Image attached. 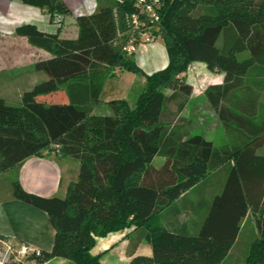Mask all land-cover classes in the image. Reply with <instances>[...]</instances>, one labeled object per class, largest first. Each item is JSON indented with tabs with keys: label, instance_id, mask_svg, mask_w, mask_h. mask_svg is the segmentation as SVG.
Masks as SVG:
<instances>
[{
	"label": "trees",
	"instance_id": "1",
	"mask_svg": "<svg viewBox=\"0 0 264 264\" xmlns=\"http://www.w3.org/2000/svg\"><path fill=\"white\" fill-rule=\"evenodd\" d=\"M57 25L53 34L26 24L17 36L50 55L33 65L47 79L24 91L16 106L0 98V174L52 145L57 155L78 163L64 198H42L11 184L14 199L46 213L54 237L50 252L5 264H43L61 258L73 264H100L92 255L96 238L131 230L128 264H220L233 246L242 221L251 214L255 233L240 264H264V0H163L159 13L165 68L145 74L115 44L132 1L78 16L75 39L59 31L68 10L59 0H21ZM223 75L204 97L219 120L227 143L215 147L201 135L188 136L181 116L192 87L185 73L194 63ZM119 69L141 75L144 84L133 106L106 103L95 114L104 80ZM64 90L65 104H44L39 96ZM168 92V93H167ZM164 158L154 168V157ZM225 168L222 190L210 202L196 234L152 223L174 201L210 174ZM146 240L151 256L134 255Z\"/></svg>",
	"mask_w": 264,
	"mask_h": 264
},
{
	"label": "crops",
	"instance_id": "2",
	"mask_svg": "<svg viewBox=\"0 0 264 264\" xmlns=\"http://www.w3.org/2000/svg\"><path fill=\"white\" fill-rule=\"evenodd\" d=\"M59 1L68 10V15L61 22L59 37L75 39L78 33L76 18L94 13L98 9L97 0ZM26 24L34 25L43 33L53 34L58 31L57 25L49 22L45 12L26 6L22 4L21 0H0V75H11L4 78L3 83L0 84V98L10 106L19 104L20 96L24 91L30 90L35 84L47 79L43 73L34 71L33 65L38 61L49 59L50 55L44 50L30 45L25 37L15 34L16 28ZM133 60L145 74L161 70L168 63L163 43L158 41L139 47ZM184 76L185 82L192 87V94L181 112V116L191 124L189 129L192 130L187 127V135L192 136L194 133L195 130L192 128L194 122L199 131L209 123H213L215 128L221 127L217 116L204 97V91L209 86L221 84L223 75L207 70L203 63L194 62L189 66ZM143 84L144 78L141 75L120 71L117 68L112 70V76L104 80L99 96L100 104L95 107V111L103 109V115L109 114L106 103L113 100H125L129 106H133L134 102H128V97L136 87L141 90ZM9 90H15V92ZM59 92L66 96L62 89L53 93L58 96ZM66 100L67 103V96ZM36 101H38V97ZM259 102L264 104L262 96ZM41 103L60 104L57 102L47 103L46 101ZM223 134L225 144L227 138L224 132ZM199 135L209 140L205 135ZM256 154L264 156V146L260 147ZM226 170L221 168L210 174L207 177L210 179L206 178L201 181L174 201L169 209L161 213L168 212L167 222L163 224L162 228L178 233L196 234L206 216L211 199L222 190ZM77 173L78 163L75 160L61 158L54 153L41 157H29L18 167L1 173L0 239L10 242L15 248L25 245L38 251L50 252L54 232L46 213L14 199L11 195V184L17 180L25 192L38 197L64 198L68 185L75 181ZM127 233L108 234L105 237L96 238V244L91 250V254H101L100 264H104L106 258H110V256L115 260L113 264H127L131 259L129 254L130 234ZM254 233L252 216L247 214L242 221L233 246L220 264L242 263L248 243L251 241L249 237ZM240 250L243 251L241 254ZM0 255L5 259L10 257L1 245ZM134 255L151 256L150 244L146 240H142L134 250ZM43 264L73 263L65 259L53 258Z\"/></svg>",
	"mask_w": 264,
	"mask_h": 264
},
{
	"label": "built area",
	"instance_id": "3",
	"mask_svg": "<svg viewBox=\"0 0 264 264\" xmlns=\"http://www.w3.org/2000/svg\"><path fill=\"white\" fill-rule=\"evenodd\" d=\"M115 6L122 5L126 0H108ZM133 11L124 16L123 30L116 31L115 44L126 55H134L138 48L160 40L159 13L163 0H131ZM58 145H52L51 150H45L44 155L57 154ZM0 245L12 257V261L23 260L29 255L39 256L40 251L25 245L15 248L10 242L0 239ZM8 259V258H7ZM7 259L0 255V264H5Z\"/></svg>",
	"mask_w": 264,
	"mask_h": 264
},
{
	"label": "rangeland",
	"instance_id": "4",
	"mask_svg": "<svg viewBox=\"0 0 264 264\" xmlns=\"http://www.w3.org/2000/svg\"><path fill=\"white\" fill-rule=\"evenodd\" d=\"M158 42H162L161 40H158ZM134 56V55H133ZM11 75L10 74H4V75H0V84H2L3 83V79L4 78H8V77H10ZM9 91H11V92H15V90H9ZM139 92H140V90H138V88L136 87L133 91H131V93H130V95H129V97H128V102H130V103H133L134 102V100H135V98H136V96L139 94ZM60 94L57 96V94H54V93H52V94H48V95H46V96H41V97H38V101L39 102H43V101H46L47 103H50V102H57V103H66V96L64 95V94H62V92H59ZM168 93V92H167ZM262 96V98H264V90H262L261 92H260V97ZM58 97V98H57ZM18 104V103H17ZM103 113H104V111H103V109H97L96 111H95V114H102L103 115ZM191 124L189 123V126H190ZM189 126H188V129H189ZM192 128H193V130H195L194 131V133L192 134V135H199V134H203V135H205L206 136V138H208L209 140H211V142L213 143V145L215 146V147H220V146H222L223 144H224V141H225V139H224V134H223V130H222V128L219 126V127H217V128H215L214 127V125H213V123H209V125L208 126H205V128H202L200 131L199 130H197V127H196V124H195V122H194V124L192 125ZM189 130H192V129H189ZM186 131H187V129H186ZM261 151V150H260ZM163 162H164V158H162V157H159V156H156V157H154V159L152 160V163H151V165L154 167V168H156V169H158V168H160L161 166H162V164H163ZM207 179H210V178H207ZM206 181H209V180H206ZM210 182V181H209ZM208 182V183H209ZM207 183V184H208ZM202 185H204V184H202ZM202 187V186H201ZM177 208H179V206H176ZM173 209V208H172ZM182 214V213H181ZM168 215V212H165V213H163V214H161L160 216H158V217H156L153 221H152V223L153 224H155V225H157V226H160V227H162L163 226V224H166V222H167V216ZM248 227V226H247ZM127 232H131V230H124L123 232H121V234H123V233H127ZM128 234V233H127ZM126 234V235H127ZM129 238H130V240H132V238H133V236H129ZM241 252H243L242 250H240V254H241ZM140 256H142V255H140ZM108 259H110V260H108ZM108 261V262H107ZM115 262V260H114V258H111V256H110V258H106V260H105V262H104V264H113ZM128 264V263H127Z\"/></svg>",
	"mask_w": 264,
	"mask_h": 264
}]
</instances>
